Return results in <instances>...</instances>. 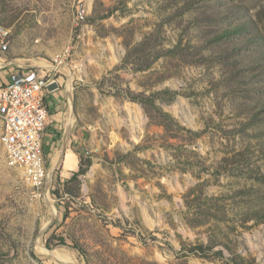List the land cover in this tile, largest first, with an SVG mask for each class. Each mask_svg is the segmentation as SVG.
Returning a JSON list of instances; mask_svg holds the SVG:
<instances>
[{
    "label": "rangeland",
    "instance_id": "1",
    "mask_svg": "<svg viewBox=\"0 0 264 264\" xmlns=\"http://www.w3.org/2000/svg\"><path fill=\"white\" fill-rule=\"evenodd\" d=\"M0 27V81L40 66L92 132L36 198L0 121V264H264V0H0Z\"/></svg>",
    "mask_w": 264,
    "mask_h": 264
},
{
    "label": "built area",
    "instance_id": "2",
    "mask_svg": "<svg viewBox=\"0 0 264 264\" xmlns=\"http://www.w3.org/2000/svg\"><path fill=\"white\" fill-rule=\"evenodd\" d=\"M87 11L77 9L75 26L84 23ZM9 32L0 28V36L5 40ZM7 50V45H3ZM67 53L57 61L63 64ZM55 81L40 69L22 68L9 74L8 82L0 85V119L5 121L2 128L5 147L18 150V158L7 157L8 166L19 171L34 191L36 198H42L52 184L53 175L45 173L44 180H37V171L48 166L43 141L49 123V109L45 101V92ZM27 152L28 160H19V153ZM86 155H90L86 152Z\"/></svg>",
    "mask_w": 264,
    "mask_h": 264
},
{
    "label": "crops",
    "instance_id": "3",
    "mask_svg": "<svg viewBox=\"0 0 264 264\" xmlns=\"http://www.w3.org/2000/svg\"><path fill=\"white\" fill-rule=\"evenodd\" d=\"M27 67L40 69L32 64ZM8 76L0 85L8 82ZM71 92L67 86L61 89L58 80L45 92L50 118L43 148L49 173L58 175L62 181L79 171L80 157L90 153L92 142V132L79 123Z\"/></svg>",
    "mask_w": 264,
    "mask_h": 264
},
{
    "label": "bare ground",
    "instance_id": "4",
    "mask_svg": "<svg viewBox=\"0 0 264 264\" xmlns=\"http://www.w3.org/2000/svg\"><path fill=\"white\" fill-rule=\"evenodd\" d=\"M4 29L3 27H0ZM2 123V128H5V121L3 119H0ZM2 143L3 146L5 145V137L4 132L2 135ZM5 153L6 156L10 158H18V150L14 149V147H5ZM19 160H28V153L27 152H20L19 153ZM8 163V162H7ZM45 173H49L47 166H43V171H37V180H44Z\"/></svg>",
    "mask_w": 264,
    "mask_h": 264
},
{
    "label": "trees",
    "instance_id": "5",
    "mask_svg": "<svg viewBox=\"0 0 264 264\" xmlns=\"http://www.w3.org/2000/svg\"><path fill=\"white\" fill-rule=\"evenodd\" d=\"M90 166V164H85L83 161V157H80V169L78 172L73 173V179L76 180L79 177L85 175L87 173L88 167ZM79 250V249H78ZM81 252V251H80Z\"/></svg>",
    "mask_w": 264,
    "mask_h": 264
}]
</instances>
